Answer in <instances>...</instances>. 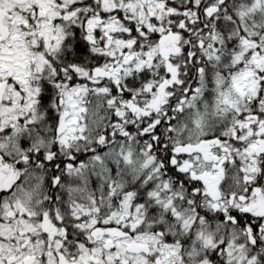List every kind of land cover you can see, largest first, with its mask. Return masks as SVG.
I'll list each match as a JSON object with an SVG mask.
<instances>
[{
	"label": "snow or ice",
	"instance_id": "6c2138e0",
	"mask_svg": "<svg viewBox=\"0 0 264 264\" xmlns=\"http://www.w3.org/2000/svg\"><path fill=\"white\" fill-rule=\"evenodd\" d=\"M0 264H264V0H0Z\"/></svg>",
	"mask_w": 264,
	"mask_h": 264
}]
</instances>
